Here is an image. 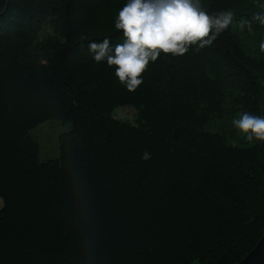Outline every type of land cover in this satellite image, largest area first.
<instances>
[{
  "label": "trees",
  "instance_id": "16d2710c",
  "mask_svg": "<svg viewBox=\"0 0 264 264\" xmlns=\"http://www.w3.org/2000/svg\"><path fill=\"white\" fill-rule=\"evenodd\" d=\"M125 2L0 0V264H236L264 232V142L232 126L264 115V27L162 53L129 92L88 50L123 42ZM49 120L71 129L41 163L29 132Z\"/></svg>",
  "mask_w": 264,
  "mask_h": 264
},
{
  "label": "clouds",
  "instance_id": "9594fccd",
  "mask_svg": "<svg viewBox=\"0 0 264 264\" xmlns=\"http://www.w3.org/2000/svg\"><path fill=\"white\" fill-rule=\"evenodd\" d=\"M254 2L260 11L254 12L251 19L234 21L231 9L209 13L201 0H126L114 18L115 30L121 33L123 42L113 44L106 36L99 42L89 41L88 50L94 62L113 68L118 83L134 92L143 83L142 73L162 53L178 57L191 46H209L234 23L249 33L253 21L264 27V0ZM259 49L264 52V40ZM232 125L246 141L264 142V115L242 112L239 118L233 117ZM148 157L145 153L142 158Z\"/></svg>",
  "mask_w": 264,
  "mask_h": 264
},
{
  "label": "rangeland",
  "instance_id": "374dc122",
  "mask_svg": "<svg viewBox=\"0 0 264 264\" xmlns=\"http://www.w3.org/2000/svg\"><path fill=\"white\" fill-rule=\"evenodd\" d=\"M115 119L136 125L137 111L130 107L117 108L112 113ZM233 126V125H232ZM69 122L49 120L39 124L29 132L30 137L38 146V161L41 163L59 158V136L70 131ZM237 140L239 136L236 137ZM2 202L0 200V207ZM192 264H197L193 262Z\"/></svg>",
  "mask_w": 264,
  "mask_h": 264
},
{
  "label": "water",
  "instance_id": "95a60500",
  "mask_svg": "<svg viewBox=\"0 0 264 264\" xmlns=\"http://www.w3.org/2000/svg\"><path fill=\"white\" fill-rule=\"evenodd\" d=\"M236 264H264V232L253 249Z\"/></svg>",
  "mask_w": 264,
  "mask_h": 264
}]
</instances>
